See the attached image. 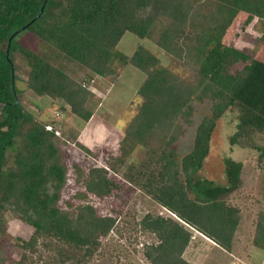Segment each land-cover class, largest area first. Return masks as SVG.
Wrapping results in <instances>:
<instances>
[{"label": "trees", "instance_id": "1", "mask_svg": "<svg viewBox=\"0 0 264 264\" xmlns=\"http://www.w3.org/2000/svg\"><path fill=\"white\" fill-rule=\"evenodd\" d=\"M216 2L229 19L204 14L191 0H79L74 4L48 0L40 16L44 0H0V229L4 214L12 212L34 228L28 239L19 238L25 249L33 250L40 239L53 238L92 256L100 240L115 228L120 214L114 207L111 213L102 214L96 206L82 204L72 217L59 205L66 184L64 150L57 141L58 131L25 109L18 97L14 52L20 50L30 65L28 88L39 96L64 100L72 113L85 121L93 115L86 105L91 91L73 76L75 66L111 80H116L127 64L146 73L137 90L141 100L120 147L122 156H127L136 145L146 146L161 138L154 168L142 166L133 176L143 178L144 191L171 215L142 216L144 230L158 239L144 243L143 254L151 264H174L167 255L181 256L194 231L232 250L242 214L227 198L241 184L242 162L225 159L226 185L198 177L197 171L208 152L216 120L226 112L237 120V143L254 146V135L264 130V63L253 60L233 73V66L242 62L244 55L223 42L234 13L247 14L245 23L255 17L264 20V0ZM160 17L164 22L155 32ZM193 30L215 43L195 83L164 66L144 46H138L131 56L118 48L124 34L131 32L141 39L153 38L165 52L183 58L190 54V47H179V40H186L188 31ZM25 31L51 44L56 58L73 62L70 69L25 47L19 39ZM205 98L210 100V114L199 122L192 149L180 159L172 144L183 132L182 123H193L194 100ZM108 173L103 167L91 168L86 192L99 198L114 194L120 186ZM253 243L264 254V210L258 214ZM17 264H25V256ZM175 264L188 263L179 260Z\"/></svg>", "mask_w": 264, "mask_h": 264}, {"label": "rangeland", "instance_id": "2", "mask_svg": "<svg viewBox=\"0 0 264 264\" xmlns=\"http://www.w3.org/2000/svg\"><path fill=\"white\" fill-rule=\"evenodd\" d=\"M191 1L200 6L204 14L220 19L227 18L225 10L216 0ZM63 2L74 4L79 0ZM246 19L247 14L244 12L231 15V23L223 36L226 45L234 47L236 52L244 55L243 61L233 66V73L253 60L264 63V20L255 17L251 22L245 23ZM163 22L164 17H160L155 24V32ZM187 34L191 36L186 37V40H179L178 43L179 47H190V54L186 53L183 58L171 56L159 47L153 38L141 39L131 32L124 34L118 48L131 56L138 46H144L157 55L164 66L186 81L195 83L198 81L201 65L207 61L215 43L203 39L198 30L188 31ZM19 39L25 47L50 57L62 68L68 70L72 66L73 62L63 61L62 56L56 58L52 45L37 34L25 31ZM14 57L20 101L25 109L58 131L57 141L64 150L63 161L67 172L66 184L60 193L61 208L72 217L82 204H92L102 214L111 213L114 207L120 214L115 228L100 240L93 255L85 256L84 251L53 238L40 239L33 250L25 249L20 239H28L34 228L19 220L12 212H6L3 216V227L0 229V259H3L0 264H17L23 256L25 264H75L78 259L82 260L81 264H151L143 254V244L157 242L158 239L151 232L144 230L140 220L146 213L166 217L171 213L144 191L141 187L143 178L136 180L137 177L133 176V173L138 172L142 166L144 169L154 168L153 160L156 150L162 146V141L157 138L146 146L136 145L127 156H122L120 147L125 128L141 100L137 90L146 73L132 64H127L121 69L117 79L111 80L110 77L93 74L84 66H75L77 71L73 76L85 82L91 91L86 105L93 115L89 121H85L74 115L64 100L39 96L29 89L28 60L20 50L14 52ZM193 105V123L184 121L183 132L172 144L180 159L192 149L197 125L205 115L210 114L209 99H195ZM1 113L0 104V115ZM236 131L237 120L231 112H226L216 120L208 152L197 171L198 177L226 185L228 179L225 174V159L232 158L242 162L241 184L231 191L227 198L228 203L238 206L242 214V221L234 235L232 250L227 251L194 231L181 256L173 253L167 255L171 263L184 260L188 264H264V255L260 258V250L255 248L253 243L256 220L259 212L264 210V130L254 135V146L235 142ZM240 140L244 141L243 138ZM98 167L107 169L108 176L120 186L119 189H114V194L110 197L99 198L86 192L89 170Z\"/></svg>", "mask_w": 264, "mask_h": 264}, {"label": "water", "instance_id": "3", "mask_svg": "<svg viewBox=\"0 0 264 264\" xmlns=\"http://www.w3.org/2000/svg\"><path fill=\"white\" fill-rule=\"evenodd\" d=\"M47 1H48V0H44V3H43V5H42V7H41V10H40V13L38 14V16H40V15L42 14V12H43V10H44V8H45V5H46V3H47ZM33 21H34V20H33ZM29 24H30V23H29ZM29 24H27L25 27H27ZM25 27H23L22 29L18 30L17 32L23 30ZM17 32H15L14 34L11 35L10 40H9V45H10V41H11L12 38L16 35ZM13 82H14V73H13Z\"/></svg>", "mask_w": 264, "mask_h": 264}, {"label": "crops", "instance_id": "4", "mask_svg": "<svg viewBox=\"0 0 264 264\" xmlns=\"http://www.w3.org/2000/svg\"><path fill=\"white\" fill-rule=\"evenodd\" d=\"M263 255H264V254H259L260 258H262V257H263Z\"/></svg>", "mask_w": 264, "mask_h": 264}]
</instances>
